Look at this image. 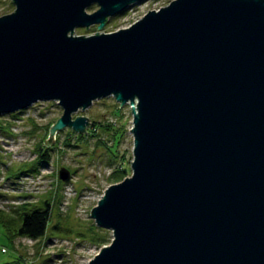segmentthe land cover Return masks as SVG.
<instances>
[{
	"label": "water",
	"instance_id": "water-1",
	"mask_svg": "<svg viewBox=\"0 0 264 264\" xmlns=\"http://www.w3.org/2000/svg\"><path fill=\"white\" fill-rule=\"evenodd\" d=\"M141 1L12 0L0 116L57 102L53 140L85 133L72 115L94 101L129 104L132 174L91 209L112 240L88 264H264V0H173L73 35Z\"/></svg>",
	"mask_w": 264,
	"mask_h": 264
},
{
	"label": "rangeland",
	"instance_id": "rangeland-1",
	"mask_svg": "<svg viewBox=\"0 0 264 264\" xmlns=\"http://www.w3.org/2000/svg\"><path fill=\"white\" fill-rule=\"evenodd\" d=\"M171 1L143 0L125 13L110 17L101 30H97V26L87 30L79 28L73 35L88 37L113 33ZM97 8L92 5L86 12L92 13ZM13 11L12 0H0V17ZM119 106L113 97L94 101L86 110L72 115V119L87 118L90 125L85 128L86 134L65 128L58 131L53 140L50 128L62 114L57 102H37L14 113L13 117V114L0 116V127L3 128L0 131V214L8 217L24 204L41 205L44 200L51 204L47 233L38 241L11 237L8 243L0 226V264H88L102 247L110 245L111 232L96 227L90 212L109 186L121 183L132 174V111L129 104ZM115 132H120L121 138L113 158L109 150H113ZM70 134L72 138L67 141ZM76 136H81V139H76ZM38 144L52 150L48 166L11 185L5 180L6 170L33 162ZM122 167L127 169L126 175L120 174V178L117 174L119 178L111 179L113 172ZM62 169L70 175L66 183L59 180L58 174ZM92 229H95L94 233Z\"/></svg>",
	"mask_w": 264,
	"mask_h": 264
},
{
	"label": "trees",
	"instance_id": "trees-1",
	"mask_svg": "<svg viewBox=\"0 0 264 264\" xmlns=\"http://www.w3.org/2000/svg\"><path fill=\"white\" fill-rule=\"evenodd\" d=\"M15 114L11 115L13 117ZM3 128L0 127V131ZM5 131V130H4ZM73 135L75 133L72 132ZM119 135L118 139L116 136ZM72 135L67 136V141H70ZM117 141L115 142V140ZM121 133L115 132L113 135V150H109L111 154L115 153V149L120 141ZM45 139V137H44ZM76 139H81V136H76ZM36 158L33 162L28 164H23L15 168H8L5 173V180L11 185H15L16 181L26 176H31L37 174L41 169L48 166L51 159V149L44 147L43 144H38L35 147ZM115 155L113 154V158ZM111 179H117L116 175L127 173V169L121 168L119 171L113 172ZM122 178V175H120ZM41 205H30L24 204L21 207L13 211L12 215L8 217L2 216L0 214V226L4 230L3 238L9 243L12 238H27L32 241H38L45 237L47 233L48 223L51 219V204L49 200L41 201ZM16 215V216H15ZM2 216V217H1ZM14 218H10V217ZM8 218V219H6ZM62 231V228H61ZM93 233L95 229L91 230ZM100 231V229H99ZM90 233V232H89ZM81 236V235H80ZM82 237V236H81ZM89 238H91L89 234ZM101 244H104L103 242Z\"/></svg>",
	"mask_w": 264,
	"mask_h": 264
}]
</instances>
